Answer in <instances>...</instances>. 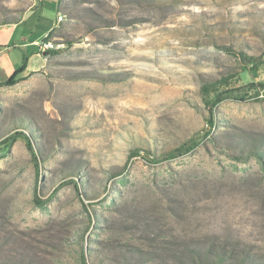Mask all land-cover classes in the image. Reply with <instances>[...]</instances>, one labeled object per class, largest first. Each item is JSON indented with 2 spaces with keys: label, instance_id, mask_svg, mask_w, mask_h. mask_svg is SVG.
I'll list each match as a JSON object with an SVG mask.
<instances>
[{
  "label": "rangeland",
  "instance_id": "obj_1",
  "mask_svg": "<svg viewBox=\"0 0 264 264\" xmlns=\"http://www.w3.org/2000/svg\"><path fill=\"white\" fill-rule=\"evenodd\" d=\"M0 28L44 34L0 86V264H264V0H0Z\"/></svg>",
  "mask_w": 264,
  "mask_h": 264
},
{
  "label": "crops",
  "instance_id": "obj_2",
  "mask_svg": "<svg viewBox=\"0 0 264 264\" xmlns=\"http://www.w3.org/2000/svg\"><path fill=\"white\" fill-rule=\"evenodd\" d=\"M57 5V3H56ZM35 11V10H34ZM32 12V11H31ZM26 18V17H25ZM25 18H23L21 21H19L17 24L12 25V26H8V27H4L5 29H11L14 28L16 25L24 23ZM54 24V23H53ZM53 24L51 25V27L48 29V32L50 31V29L52 28ZM4 28H0L4 29ZM47 32V33H48ZM45 33V34H47ZM44 35V34H42ZM42 35L40 36H35V37H29L28 39H22L20 42H16V44H12V46H7L3 49H0V82H3L6 80V78L4 77V73L2 70V65H1V60L4 58V56L9 53L11 50H13L14 47L16 46H20L22 48H27L26 51V55H27V64L25 69L19 74V76H24L25 74L31 72V71H35L37 70L40 66H41V60L39 57V55L37 54L36 50L37 48L35 46H37V39L40 38ZM18 43H22L21 45Z\"/></svg>",
  "mask_w": 264,
  "mask_h": 264
},
{
  "label": "trees",
  "instance_id": "obj_3",
  "mask_svg": "<svg viewBox=\"0 0 264 264\" xmlns=\"http://www.w3.org/2000/svg\"><path fill=\"white\" fill-rule=\"evenodd\" d=\"M56 8H57V6H56ZM26 64H27V57L23 59V62L21 64V66L18 68V70L16 71V73L12 77L6 79L5 81L0 82V86L14 84L16 82V76L25 69ZM261 87L264 88V85H261ZM209 123L211 125L212 124V121H209ZM15 136H17V135H15ZM15 136L14 137H11V138H9L7 140L9 142V145L12 144L13 141H15V139H16ZM7 141H5L4 143H6ZM133 154H136V153H133ZM169 156H171V155H169ZM37 204L38 205H41L42 203H40V202L37 201ZM83 264H85V263L83 262Z\"/></svg>",
  "mask_w": 264,
  "mask_h": 264
},
{
  "label": "built area",
  "instance_id": "obj_4",
  "mask_svg": "<svg viewBox=\"0 0 264 264\" xmlns=\"http://www.w3.org/2000/svg\"><path fill=\"white\" fill-rule=\"evenodd\" d=\"M56 18H63V16L58 14Z\"/></svg>",
  "mask_w": 264,
  "mask_h": 264
},
{
  "label": "bare ground",
  "instance_id": "obj_5",
  "mask_svg": "<svg viewBox=\"0 0 264 264\" xmlns=\"http://www.w3.org/2000/svg\"><path fill=\"white\" fill-rule=\"evenodd\" d=\"M62 20V18H57V21L59 22V21H61Z\"/></svg>",
  "mask_w": 264,
  "mask_h": 264
}]
</instances>
